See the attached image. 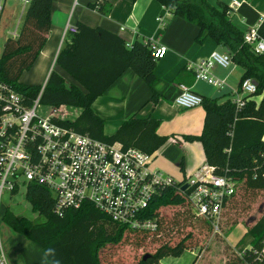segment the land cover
I'll use <instances>...</instances> for the list:
<instances>
[{"label":"trees","instance_id":"16d2710c","mask_svg":"<svg viewBox=\"0 0 264 264\" xmlns=\"http://www.w3.org/2000/svg\"><path fill=\"white\" fill-rule=\"evenodd\" d=\"M156 1L173 15L198 26L196 43L203 44L211 38L227 49L232 61L244 69L239 88L248 78L257 83L256 93L246 96L244 105L239 108L226 95L203 97L206 115L202 133L198 136L183 135L185 141L202 143L206 163L215 167L216 174L236 181V191L223 209V220L229 205L234 204L241 194L264 191V53H255L245 43V32L233 22L232 15L228 14L229 6L224 3L214 5L209 0ZM89 6L100 12L102 10L99 3ZM52 10L53 0H33L19 37L9 39L5 44L0 58V80L23 93L28 104L43 89L42 103L80 108L77 119L68 122L78 132L109 143L120 142L125 148L134 147L146 153L159 150L169 140V137L158 134L159 119L152 116L141 118L136 113L124 120L114 134L107 135L105 120L93 109L94 101L128 69L134 70L150 87L151 101L154 104L159 102L161 95L155 89L158 59L154 58L151 48L144 41L136 40L129 47L114 32L77 22V32L69 34L68 41L58 53L57 64L85 92L76 84H67L55 71L51 72L44 88L19 81L22 72L32 67L47 41ZM257 30L264 38V18ZM257 96H262L260 102L254 99ZM187 195L180 182L161 189L147 212V217L156 218L157 227L143 230L114 223L90 204L80 209H67L60 216L54 212L55 199L51 191L41 185L30 184L26 198L33 211L45 220L35 223L6 209L3 222L15 233L38 245L46 264H103L100 258L102 249L119 244L129 236L149 237L152 243H158L163 236L172 237L180 228L192 224L199 223V231L212 229L205 218L195 214ZM167 207L180 209L174 215V221H167L161 214V209ZM190 232L172 244L163 241L153 253H147V258L144 259V254L134 264H159L166 257H180L186 250H195L198 240L195 241ZM247 234L252 247H264V214ZM239 263L264 264V260L247 251Z\"/></svg>","mask_w":264,"mask_h":264},{"label":"built area","instance_id":"2783aa9c","mask_svg":"<svg viewBox=\"0 0 264 264\" xmlns=\"http://www.w3.org/2000/svg\"><path fill=\"white\" fill-rule=\"evenodd\" d=\"M33 0H0V26L9 4L19 7V18L8 39H17L19 29ZM240 5L233 0L229 14ZM162 21L161 18H159ZM76 24H67L66 33L77 32ZM244 41L255 53H264V38L257 27L248 29ZM154 58L161 59L167 48L152 37L145 41ZM233 64L230 54L213 52L194 65H188L197 80L214 87H223L224 81L212 75L216 67L229 68ZM45 86V85H44ZM44 86L42 88H44ZM42 91L31 102L0 80V264H9L3 245L2 201L6 191L12 193L30 184L41 185L51 191L55 199L54 212L62 216L67 209H80L90 204L119 225L129 229L154 230L156 218L147 217L149 206L161 189L180 182L181 189L189 184L187 197L197 216L205 218L216 234L221 233L222 213L236 191V181L215 173L208 164L181 181L153 167L155 152L146 153L138 148H125L122 143H109L78 132L68 124L67 110L51 106L46 115L39 111ZM257 84L244 80L232 101L242 107L245 97L255 94ZM174 104L189 109L203 104V97L186 86H181ZM63 113V114H62ZM254 252L264 260V247L249 245L244 254Z\"/></svg>","mask_w":264,"mask_h":264},{"label":"crops","instance_id":"0c3cea01","mask_svg":"<svg viewBox=\"0 0 264 264\" xmlns=\"http://www.w3.org/2000/svg\"><path fill=\"white\" fill-rule=\"evenodd\" d=\"M209 1L214 5L221 2L229 6L233 0ZM238 1L240 5L232 14L233 22L244 32L258 27L264 18V0ZM95 3L100 4L101 12L90 8L89 5ZM66 17L68 18L65 22ZM77 22L114 32L122 37L129 47L136 40L145 42L154 37L159 45L168 49L166 55L157 60L158 80L155 89L161 95L157 104L151 101L150 87L132 69L126 70L94 101L93 109L105 120V133L114 134L121 123L133 114L137 113L141 118L152 116L161 121L158 134L169 137L165 145L155 152V169L174 177L179 175L180 167L183 175L191 176L207 164L202 143L185 141L183 138V135L198 136L202 133L206 115L203 105L183 109L176 106L174 100L180 94L182 85L202 97L215 98L226 95L232 99L239 89L244 73L242 67L233 62L229 68L216 67L212 70V75L224 81L223 87H217L213 94L204 86L207 82L197 80L194 72L188 69V65L198 63L213 52H220L219 48L225 51L222 53H227V49L211 38L203 44L196 43L198 26L173 15L156 0H53L47 41L32 67L20 76V82L44 86L51 72L55 71L67 84H76L85 92V89L57 64L58 53L69 39V33L65 32L67 24ZM261 98L262 96L254 97L257 102H260ZM3 224L1 234L9 264H46L38 245Z\"/></svg>","mask_w":264,"mask_h":264},{"label":"rangeland","instance_id":"374dc122","mask_svg":"<svg viewBox=\"0 0 264 264\" xmlns=\"http://www.w3.org/2000/svg\"><path fill=\"white\" fill-rule=\"evenodd\" d=\"M18 11L19 7H17L16 4H9L6 7L3 21L0 26V58L4 52L9 31L14 30L16 27L19 18ZM68 17H66L65 22ZM21 29L22 25L19 32H21ZM218 51L225 52L223 48H219ZM204 86L211 94L217 90V87L207 83L204 84ZM233 96L236 97L235 95ZM50 108L51 105L42 103L39 111L42 115H46L49 113ZM58 110L59 112L67 110L68 113L66 116L72 120H76L81 112L79 108L73 106L59 108ZM178 171L179 175H174L176 181H181L185 176L189 177L190 175H183L180 167H178ZM2 204V214H4L6 209H9L18 217H26L35 223L45 220V217L33 211L31 203L26 198L25 187L21 188L19 192L12 193L6 191L3 196ZM179 210L178 207L162 208L161 214L164 215L167 221H174L173 217ZM263 214L264 191L241 194V196L235 200L234 204L231 203L229 205L225 212V218L222 220L221 234L214 233L212 229L199 231L197 228L200 224L197 223L194 225L192 224V226L180 228L172 237L163 236L158 243H152L149 237L129 236V238L119 244H112L104 247L100 252L101 262L103 264H134L144 254L153 253L163 241L172 244L176 239L184 237L186 233L191 231L190 233L194 235L193 239L195 241L198 240V246L201 245L202 248L200 249V246H197L195 250H192L193 253L191 250H186L180 257H166L162 259L159 264H193L194 262L196 264H240L239 259L242 258L245 249L251 244V238L247 232L256 224ZM3 223L4 222H2V225L4 227Z\"/></svg>","mask_w":264,"mask_h":264},{"label":"water","instance_id":"95a60500","mask_svg":"<svg viewBox=\"0 0 264 264\" xmlns=\"http://www.w3.org/2000/svg\"><path fill=\"white\" fill-rule=\"evenodd\" d=\"M256 83V82H255ZM257 84V83H256ZM189 189V184H184L183 186H182V190L183 191H187ZM149 256V254H146L145 256H144V259L145 258H147Z\"/></svg>","mask_w":264,"mask_h":264}]
</instances>
